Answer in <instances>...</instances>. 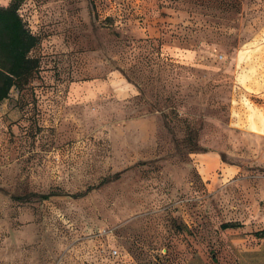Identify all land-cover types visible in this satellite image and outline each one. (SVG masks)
Instances as JSON below:
<instances>
[{
  "label": "rangeland",
  "instance_id": "obj_1",
  "mask_svg": "<svg viewBox=\"0 0 264 264\" xmlns=\"http://www.w3.org/2000/svg\"><path fill=\"white\" fill-rule=\"evenodd\" d=\"M19 12L40 69L0 101V264H230L264 232V0Z\"/></svg>",
  "mask_w": 264,
  "mask_h": 264
},
{
  "label": "trees",
  "instance_id": "obj_2",
  "mask_svg": "<svg viewBox=\"0 0 264 264\" xmlns=\"http://www.w3.org/2000/svg\"><path fill=\"white\" fill-rule=\"evenodd\" d=\"M22 1L11 0L8 5H0V101L8 98L12 88L28 85L40 69L39 57L32 54L40 39L19 12ZM54 195L50 192L42 197L48 199ZM223 227L235 226L225 223ZM260 234L264 236V232Z\"/></svg>",
  "mask_w": 264,
  "mask_h": 264
},
{
  "label": "crops",
  "instance_id": "obj_3",
  "mask_svg": "<svg viewBox=\"0 0 264 264\" xmlns=\"http://www.w3.org/2000/svg\"><path fill=\"white\" fill-rule=\"evenodd\" d=\"M226 229H232V232L242 235L241 229L234 227ZM247 237L232 240L234 248L237 249L234 250V259L230 264H264V236L256 233L247 235Z\"/></svg>",
  "mask_w": 264,
  "mask_h": 264
},
{
  "label": "built area",
  "instance_id": "obj_4",
  "mask_svg": "<svg viewBox=\"0 0 264 264\" xmlns=\"http://www.w3.org/2000/svg\"><path fill=\"white\" fill-rule=\"evenodd\" d=\"M114 252L116 253L117 251L115 250Z\"/></svg>",
  "mask_w": 264,
  "mask_h": 264
}]
</instances>
